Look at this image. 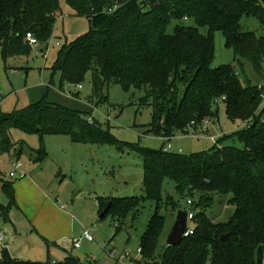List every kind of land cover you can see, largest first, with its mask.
I'll use <instances>...</instances> for the list:
<instances>
[{"label": "trees", "instance_id": "16d2710c", "mask_svg": "<svg viewBox=\"0 0 264 264\" xmlns=\"http://www.w3.org/2000/svg\"><path fill=\"white\" fill-rule=\"evenodd\" d=\"M77 16L88 18L89 29L63 45L52 65L61 83L81 82L91 73L93 101L110 83L124 89L143 90L138 105L151 108L148 132L170 138L186 133L191 121L217 116V103L223 101L230 121L242 124L221 140L236 137L241 147L213 144L209 150L184 154L164 145L152 150L117 140L109 127L80 111L47 100L9 112L0 111V153L22 146L12 140L10 130L43 135H67L74 143L114 144L119 150L132 149L143 164V194L130 197L98 198V214L108 202L109 209L99 219L110 217L115 233L137 221L144 202L155 203L141 236V258L136 264H262L264 257V115L259 106L264 87L243 82L231 64L212 67L214 31H220L225 46L231 48L239 69L241 60L251 63L264 77V33L243 30V16L254 17L264 30V0H65ZM58 0H0V54L4 61L27 56L32 45L50 39L59 16ZM192 19L195 25L183 21ZM175 21L173 31L167 26ZM207 27L206 34L199 27ZM100 98V97H99ZM101 99V98H100ZM36 157L46 155L42 147L33 149ZM18 154V152H17ZM165 180L173 183L179 199H191L194 212L192 233L176 245L159 246L165 218L164 206L179 207L172 196L163 198ZM2 190L7 205L0 204V218L8 220L15 205L13 183ZM214 194L226 196L233 211L226 221H213L205 209ZM198 200H194V196ZM169 204V205H168ZM133 226L131 229H133ZM130 227V226H129ZM221 235H225L221 238ZM0 264H38L37 261L0 256ZM59 264H95L67 255Z\"/></svg>", "mask_w": 264, "mask_h": 264}, {"label": "rangeland", "instance_id": "374dc122", "mask_svg": "<svg viewBox=\"0 0 264 264\" xmlns=\"http://www.w3.org/2000/svg\"><path fill=\"white\" fill-rule=\"evenodd\" d=\"M263 1V0H260ZM60 7L59 16L55 22L53 33L45 44L36 43L27 56H14L4 61L0 54V111L9 112L22 108L35 102L43 95L47 100L80 111L89 118L100 122L104 128L109 127L110 133L119 141L129 145H138L152 150H158L163 145L169 144L170 151L184 154L209 150L213 144L233 145L241 147L242 144L236 137L221 140L222 134L234 132L240 121H230L226 115V106L223 101L217 103V116L209 118V128L206 132L199 129H189L186 133H177L170 138H163L148 132L151 122V108L138 105L144 92L141 89H124L117 83H110L102 90V95L88 100L91 93V73L86 72L84 79L77 84L66 81L61 83L59 71L51 69L60 48L68 44L89 29L88 18L77 16L67 5L65 0H58ZM186 25H195L192 19L183 21ZM175 21H170L167 32L173 31ZM242 29L251 30L260 36L264 30L258 21L251 16H243ZM199 32L206 34L207 27H199ZM214 58L211 66L218 67L231 64L238 69L241 81L264 86V77L257 75L250 62L241 60L242 68L239 69L237 60L231 48L225 46V40L220 31H214ZM264 108V95L259 110ZM264 115V111H263ZM200 123V122H199ZM197 123V124H199ZM12 140L17 143L16 151L0 153V199L9 201L6 195L1 194L2 185L9 181L13 184L18 177H10L8 162L17 158L22 162V168H39L46 180L50 183L42 188L46 195L58 207L56 215H50L48 222L57 227L52 233L51 242L31 232L25 218L20 217V212L15 211L17 231L12 230L9 238V249H17L22 257L37 261L38 264H52L63 261L67 255H72L80 261L92 256L99 264H114L108 251L117 257L125 249L134 251L141 244V236L145 226L155 210V203L145 201L137 221L123 231L115 233L114 225L109 216L99 219L98 198L130 197L143 194L142 178L143 164L141 157L135 150L124 148L122 151L114 144H84L74 143L67 135H43L24 133L19 129L10 130ZM224 135V134H223ZM213 136V139L210 138ZM43 148L46 155L39 159L33 149ZM18 152V154H17ZM34 181L35 176H32ZM163 198L172 196L177 205L187 210L185 198L179 199L173 183L165 180L162 188ZM3 197V198H2ZM229 195L214 194L211 204L205 209L206 215L213 221H226L233 206L228 204ZM194 200H198L195 195ZM39 202V199H38ZM169 205V204H168ZM60 207H62L60 209ZM164 215L165 225L159 240V246L166 244L167 235L175 220V208L171 204L159 209ZM20 218V219H19ZM8 222V220L6 221ZM9 223V222H8ZM10 225V224H9ZM48 225V224H47ZM11 226V225H10ZM133 226V229H131ZM193 221H187V227L193 228ZM83 229H88L93 235V240L84 238L80 241L79 248L63 245L62 237L73 236L79 238ZM128 262V261H126ZM141 264H160L143 262ZM264 264V257L263 263Z\"/></svg>", "mask_w": 264, "mask_h": 264}, {"label": "crops", "instance_id": "0c3cea01", "mask_svg": "<svg viewBox=\"0 0 264 264\" xmlns=\"http://www.w3.org/2000/svg\"><path fill=\"white\" fill-rule=\"evenodd\" d=\"M38 169L39 168H22L25 176L22 178H18L17 182L13 184L15 205L10 207L9 209V223L4 222L2 218H0V226L4 233V238L2 241L6 246L2 250L0 249V256L2 252L7 249L11 258L30 260L22 257V253H19L17 249L10 250L8 244L10 242L5 241L9 240V238L11 237L13 239L12 230L17 231L16 225L18 219H16L15 217V211H19L20 217L27 220V223L29 225V229L27 230L31 232L30 234L32 235V230H34L41 237L45 238L47 240V243L51 242V234L57 231V227L52 226L51 223L48 222V219L50 215H56L60 212L58 211V207L56 206L55 202L50 200V198L42 189L46 188V186L50 183V179L48 178L46 180L45 176L42 175V172L38 173ZM32 176H35V178H37L35 180L37 181H34ZM1 194L5 195L3 190H1ZM1 200L2 199H0L1 205H7L6 201L3 202ZM61 208L62 207H60V209ZM60 214L63 215L62 213Z\"/></svg>", "mask_w": 264, "mask_h": 264}, {"label": "built area", "instance_id": "2783aa9c", "mask_svg": "<svg viewBox=\"0 0 264 264\" xmlns=\"http://www.w3.org/2000/svg\"><path fill=\"white\" fill-rule=\"evenodd\" d=\"M26 39L28 40L29 44L34 45L37 43L36 38L31 34V33H26ZM76 86H79V84H77ZM259 87H264L261 84H258ZM210 122H209V118L205 117L201 120V122L199 124H197L195 121H191L188 125H187V132L189 129H199L200 131H208ZM211 139H213V136H210ZM171 146L169 144L164 145V150H170ZM8 166L10 168V172H9V176L10 177H18V178H22L25 176V173L22 170V162L19 161L17 158H13L12 160H10L8 162ZM186 204L189 206L191 204V199L187 198L186 199ZM187 221L191 220L193 218L194 212L192 211V209L188 208L187 210ZM1 223V222H0ZM192 229L193 228H188L186 225V231L183 233V236H188L189 234L192 233ZM3 238H4V233L1 229L0 226V249H4L6 246L3 243ZM84 238L86 240H93V235L89 232L88 229H83L81 232V236L79 238H74L72 236L69 237H63L60 239L61 244L63 245H70L73 248H79L80 247V241L81 239ZM108 253L110 254L111 258L114 260V264H136V261L139 260L141 258V247L138 246L136 247V249L134 251H131L129 249H125L123 250L122 253H120L117 257L113 256V252L112 251H108ZM90 261L94 262L95 264H99L96 262V259L92 256H88L87 257ZM128 261V262H126ZM52 264H59V262H56L55 260H51Z\"/></svg>", "mask_w": 264, "mask_h": 264}, {"label": "water", "instance_id": "95a60500", "mask_svg": "<svg viewBox=\"0 0 264 264\" xmlns=\"http://www.w3.org/2000/svg\"><path fill=\"white\" fill-rule=\"evenodd\" d=\"M110 205L111 202H108L104 210L99 214V217H101L109 209ZM186 225H187V211L178 207L176 210L175 220L166 238V244L167 245L178 244L183 238V233L186 231ZM224 236L225 235H221V238H224ZM1 258L4 260L11 258L7 249H5L2 252Z\"/></svg>", "mask_w": 264, "mask_h": 264}]
</instances>
